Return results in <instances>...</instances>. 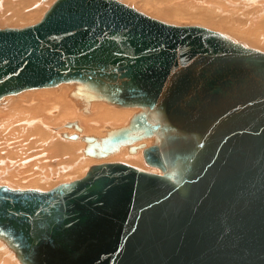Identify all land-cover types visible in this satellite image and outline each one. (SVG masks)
Returning <instances> with one entry per match:
<instances>
[{"label": "water", "instance_id": "obj_1", "mask_svg": "<svg viewBox=\"0 0 264 264\" xmlns=\"http://www.w3.org/2000/svg\"><path fill=\"white\" fill-rule=\"evenodd\" d=\"M81 79L164 143L68 189L0 187V236L26 264H264V53L117 0H59L39 24L0 30V98ZM115 135L112 145L126 138Z\"/></svg>", "mask_w": 264, "mask_h": 264}, {"label": "bare ground", "instance_id": "obj_2", "mask_svg": "<svg viewBox=\"0 0 264 264\" xmlns=\"http://www.w3.org/2000/svg\"><path fill=\"white\" fill-rule=\"evenodd\" d=\"M58 1L0 0V9L5 6L17 11L14 15L10 14L11 16L4 15L0 22L18 20L22 23L35 17L32 20H35L32 25L35 26L43 21ZM123 1L153 19L177 27H197L192 24H199L217 31L216 33L220 32L219 34L235 43L264 53V0ZM43 7L49 8L44 14ZM242 17L254 24L250 22L251 26L245 27L244 23L247 21L245 19L246 22H242ZM242 25L244 27H241ZM54 87L59 88L48 90ZM108 91V86L72 79L2 96L0 187L40 192L56 188L66 190L78 181L75 179L85 178L90 168L96 166L94 163L97 161L88 157L107 162L99 165L121 163L138 168L139 171L164 176L180 184V164L169 173L162 172L161 167L152 164L151 167L159 173L145 171V164L149 165L146 152L152 147L162 146L165 135L162 132L150 134L147 128L132 127L143 114H148L154 124L170 125L165 111L150 110L144 106H117L112 103L110 95H100L101 92ZM124 131H128L126 138L112 145V148L104 153L112 137ZM140 147H144L143 152H136ZM128 152L136 154L129 155ZM0 241L15 254L8 252L10 257L6 256L2 264H17L15 256L24 263L7 239L0 236ZM5 246L0 242V252L7 251Z\"/></svg>", "mask_w": 264, "mask_h": 264}, {"label": "rangeland", "instance_id": "obj_3", "mask_svg": "<svg viewBox=\"0 0 264 264\" xmlns=\"http://www.w3.org/2000/svg\"><path fill=\"white\" fill-rule=\"evenodd\" d=\"M117 1H119V2H121V3H123V4H125L124 2L125 1H121V0H117ZM152 1H154L155 2V0H152ZM125 5H127V6H129L128 4H125ZM47 7V6H46ZM129 7H131V6H129ZM12 7H5V6H2V8L0 9V18H2V17H4V15H9V16H11V15H14L15 13H17V11H15V9L14 8H12ZM21 8H23V7H21ZM21 8H19V10L21 9ZM44 9H42V10H45L42 14H44L45 12H46V10L48 11V9L46 8L45 9V7H43ZM131 8H134L135 10H137L138 12H141V11H139L138 9H136L135 7H131ZM21 10H23V9H21ZM6 12H7V14H6ZM141 13H143V14H145V15H147L146 13H144V12H141ZM11 14V15H10ZM3 15V16H2ZM242 15V14H241ZM148 17H150L149 15H147ZM35 18V17H34ZM34 18H30V19H28V22H22L21 23V21H18V20H14V21H8V20H5L6 21V23H4V22H0V30L3 28V30H5V29H8V30H10V29H19V28H26V27H29V26H32V25H34L35 23H34V21H32ZM41 18V20H42V16L40 17ZM150 18H152V17H150ZM153 19V18H152ZM155 19V18H154ZM244 19V20H243ZM245 17H242L241 18V20H242V22H246L247 21V23L245 24L244 23V25H245V27H250L251 26V24L253 25L254 24V22H251V21H249V19H246V21H245ZM40 20V21H41ZM155 20H157V19H155ZM164 20V19H163ZM15 21H17V22H15ZM32 21V22H31ZM39 21V22H40ZM158 21H160V22H162L161 20H158ZM10 24H9V23ZM249 22V23H248ZM250 22H251V24H250ZM163 23H165L164 21H163ZM165 24H168V25H172V24H170V23H165ZM193 26H197V27H203V28H206V29H209L208 27H204V26H201V25H199V24H192ZM192 25H188V26H192ZM244 25H242L241 27H244ZM246 25H248V26H246ZM174 26H176V25H174ZM209 30H211V31H214V32H217V31H215V30H213V29H209ZM218 33H220V32H218ZM240 44V43H239ZM247 48H251V47H248V46H246ZM251 49H255V48H251ZM59 87H54V88H48V90L49 89H58ZM36 91H38V90H36ZM28 92H32V91H28ZM14 98H16V97H14ZM133 110V109H132ZM133 112V111H132ZM49 130V129H48ZM52 134H54V135H57L55 132H53V131H51V130H49ZM58 136V135H57ZM59 137V136H58ZM60 138V137H59ZM60 139H62V138H60ZM63 140V139H62ZM68 140V139H67ZM65 141V140H64ZM68 141H71V140H68ZM72 141H76V140H72ZM132 145H134V144H132ZM125 147H127V146H125ZM128 149V148H127ZM143 150H144V147H140V148H138V150L136 151V152H143ZM136 152L135 153H129L128 152V154L129 155H134V154H136ZM130 157H132V156H130ZM88 158H90V159H92V160H95V161H97V162H95L94 163V165H99V164H102V163H107V162H105V161H102V162H99V160L98 159H96V158H91V157H88ZM143 160H144V157H143ZM99 162V163H98ZM146 162H145V160H144V164H145ZM150 165V166H149ZM149 165L146 163L145 164V166H146V170L145 171H150V172H154V173H159V171L158 172H156V170L157 169H154L153 167H151L152 165L149 163ZM151 168V169H150ZM138 169V168H137ZM162 170V169H161ZM162 172H164L163 170H162ZM75 180H79V179H75ZM74 180V181H75ZM73 182V181H72ZM59 186V185H58ZM57 186V187H58ZM2 187V186H1ZM1 243H2V245L3 246H5L4 245V243L2 242V241H0ZM5 248H6V250L7 251H2V252H0V255H1V259L2 260H0V264H2V261H4L5 259H6V256H9L10 257V255H8V252L10 253H13L12 252V250H10L8 247H6L5 246ZM2 253V254H1ZM14 254V253H13ZM15 255V254H14ZM5 256V257H4ZM15 259H16V261H17V264L19 263V264H22L17 258H16V256L14 257ZM4 259V260H3ZM24 264V263H23Z\"/></svg>", "mask_w": 264, "mask_h": 264}]
</instances>
